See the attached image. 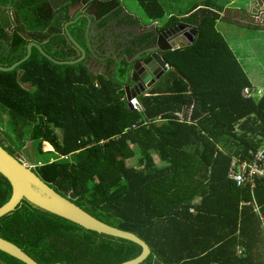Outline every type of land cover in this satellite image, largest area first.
Segmentation results:
<instances>
[{
	"label": "trees",
	"instance_id": "1",
	"mask_svg": "<svg viewBox=\"0 0 264 264\" xmlns=\"http://www.w3.org/2000/svg\"><path fill=\"white\" fill-rule=\"evenodd\" d=\"M139 1L150 19L163 17L156 0ZM4 6L15 21L0 17L1 66L23 59L37 38L47 54L69 60L46 42L52 29L36 26V0H0L5 15ZM216 24L206 16L192 45L165 52L166 79L139 97L143 111L128 107L114 77L94 74L85 62L55 64L36 48L0 72V145L13 155L29 141L38 154L54 153L33 171L92 217L143 239L151 254L142 264H264L255 259L263 255L255 256L264 243V178L251 187L229 176L234 160L264 154V91L252 88ZM55 31L62 49L63 26ZM191 107L190 121L174 116ZM46 143L54 151H44ZM10 197L0 174V208ZM0 237L41 264H120L142 252L26 202L0 219ZM0 264L26 263L0 250Z\"/></svg>",
	"mask_w": 264,
	"mask_h": 264
},
{
	"label": "flooded vegetation",
	"instance_id": "2",
	"mask_svg": "<svg viewBox=\"0 0 264 264\" xmlns=\"http://www.w3.org/2000/svg\"><path fill=\"white\" fill-rule=\"evenodd\" d=\"M36 2L41 15V19L36 20V26L52 29L46 42L51 45L54 52L59 49L60 52L68 53L66 55L69 60L81 57L83 52L73 45L72 38L85 51L86 58L82 62L87 63L94 74L114 77L122 90L126 85L130 87L135 85L132 77L145 79L144 61L155 51V35L171 28L152 26L151 21L144 20L128 7L127 0H36ZM2 10L5 11V15L0 13V17L7 15L11 21H15L10 6H4ZM71 21L74 22L68 26V35L65 25ZM61 25L64 29L61 33L63 39L60 40L64 45L62 49L56 45L58 33L55 31ZM11 28L14 31L17 24L11 22L9 30ZM177 31L179 30L176 29ZM47 32L45 30L42 34H48ZM101 40L104 42L100 43ZM33 41L42 44L38 38ZM72 50L73 55L69 54ZM95 70L97 72H94ZM167 71L154 86L165 81ZM139 85L145 87L146 83L140 81Z\"/></svg>",
	"mask_w": 264,
	"mask_h": 264
},
{
	"label": "water",
	"instance_id": "3",
	"mask_svg": "<svg viewBox=\"0 0 264 264\" xmlns=\"http://www.w3.org/2000/svg\"><path fill=\"white\" fill-rule=\"evenodd\" d=\"M248 5L250 9H253L251 11V15H254L253 18L258 16L260 13H264V0H249ZM73 22L74 21L66 23L65 29L67 34L68 26ZM176 29L179 31L176 32ZM197 34V28L179 24L177 27L162 30L159 34L155 35V51L144 61L145 79L142 80V77H132L135 85L133 87L126 85L124 89L128 106L132 111L136 107L141 110V105L138 100L139 96L146 93L148 88L153 87L156 81H158L164 72L168 70V63L163 56L164 52L192 45L195 42ZM71 40L73 45L80 48L83 52V55L75 60L62 61L55 59L47 54L40 44L31 40L27 46L26 53H24L23 59L15 62L11 66L0 65V72H8L16 69L31 57L33 48L38 49L44 57L58 65H74L81 63L86 58L85 51L78 46L72 38ZM98 40L100 39L98 38ZM103 42L104 40L100 41V43ZM128 71H130V69H128ZM140 81L146 83V86L141 87L139 85ZM147 83L149 86H147ZM0 174L9 182L11 186V197L9 201L0 208V219L14 212L22 202H26L42 212L60 217L82 227L87 231L97 232L99 234L119 239H125L142 247V252L138 257L120 264H142L151 254L149 245L135 233L119 228L117 229L92 217L80 207L76 206L69 198L61 196L54 188L39 178L33 171V168L25 164V158L20 153L12 155L1 145ZM0 250L7 252L26 264H41L26 253L21 247L1 237ZM52 264L64 263L55 262Z\"/></svg>",
	"mask_w": 264,
	"mask_h": 264
},
{
	"label": "crops",
	"instance_id": "4",
	"mask_svg": "<svg viewBox=\"0 0 264 264\" xmlns=\"http://www.w3.org/2000/svg\"><path fill=\"white\" fill-rule=\"evenodd\" d=\"M156 1L160 4L162 8L163 17L153 20L150 19L147 15H145V13H144V17L142 16L144 20L146 19L151 21V24L154 27L157 26L158 28H162L166 26V28H168L174 25L184 24V25H188L189 27H194L198 29V24L206 16L209 17L216 16L217 27H218V21L221 19L227 20L233 23L234 25H236L237 27H239L240 28L239 33L235 34V37L233 38H225L220 31L219 33L226 40L229 47L233 51L234 55L238 59L240 65L242 66L243 70L245 71L247 77L251 82L252 88L258 90L259 92L264 91V72H263L264 69L261 67L259 60L253 51L251 43L249 44L250 38L244 34L245 30L250 32L256 29V31H258L259 33L253 35L255 37L251 36V40H254L258 36H260L262 32H264V21L257 22V20H254L255 18V17L253 18L254 15L253 14L251 15V11L253 9H250L248 5L249 0H228V2L226 1L221 8L217 7L216 4H213L212 0H205L203 4H197L190 9L181 7L180 8L181 11H180L177 10L178 8H172L171 10H168L169 12L166 11L164 4L160 2L167 0H156ZM137 2L140 4L139 0H137ZM189 2H192V0H189ZM164 17L166 18L164 19ZM173 19L176 20L177 22L176 24L171 25L170 23L174 22ZM154 22H156L155 25L153 24ZM236 35H238L239 37H236ZM169 68L170 67L168 65V70ZM162 83L159 86H154V88L162 86ZM152 88L153 87L148 88L146 93L143 94V96L149 95L148 92L152 90ZM138 100L140 103V98H138ZM140 105H141V110H139L138 108H134L133 111L137 109L139 111H143V106L141 103ZM145 124H147V122H145ZM133 127L135 128L136 125H133ZM49 150H53V149H49Z\"/></svg>",
	"mask_w": 264,
	"mask_h": 264
},
{
	"label": "rangeland",
	"instance_id": "5",
	"mask_svg": "<svg viewBox=\"0 0 264 264\" xmlns=\"http://www.w3.org/2000/svg\"><path fill=\"white\" fill-rule=\"evenodd\" d=\"M226 1L228 2V0H212L213 4H216V6L220 7V8L225 4ZM160 2L164 4L166 11L169 12L168 10H171L172 8H178L177 10H180L181 7L190 9L197 4H203L205 2V0H192V2H189V0H167V1H160ZM127 4L131 10H133L138 15L144 17V12H143L142 8L140 7V4L137 2V0H127ZM173 11H174V9H173ZM165 18L166 17H164V19ZM162 28H164V27H162ZM216 28H217L218 32L220 31L225 38H233V37H235V34L239 33V31H240L239 27H237L233 23H231L227 20H223V19L218 21V27L216 26ZM10 30L13 31L12 28ZM257 33H259V32L256 31V29H254L250 32L247 30L244 31V34L250 38L249 44L251 43V46L253 48L255 55L258 58L261 67L264 69V32H262L261 35L258 36L257 38H255L254 40H251V36L255 37L253 35H255ZM236 37H239V36L236 35ZM94 72H97V71L95 70ZM263 72H264V70H263ZM3 119L4 118H2V116H1L2 124H3ZM1 120H0V127H1ZM3 127H4V125H3ZM5 131H8V127L5 129ZM49 149H53V148L49 144L46 143L44 151L48 152V151H50ZM19 153L25 158V164L28 166H33V167H34V163H38L39 161H45L48 158L55 156L54 153H48V154L45 153L43 155L38 154L37 152H35L32 142H29V141L26 142V145L24 146L22 151ZM152 157H153L156 165H158V166L162 165V162L159 161V158L156 154H153ZM138 159H139V155L130 159L128 161V163L130 165H135L137 163ZM262 236L264 238V227L262 228ZM258 252L263 253V255H262V257H255V259H260V260L263 259L264 258V243H263L262 247H259L256 250L255 256H257Z\"/></svg>",
	"mask_w": 264,
	"mask_h": 264
},
{
	"label": "built area",
	"instance_id": "6",
	"mask_svg": "<svg viewBox=\"0 0 264 264\" xmlns=\"http://www.w3.org/2000/svg\"><path fill=\"white\" fill-rule=\"evenodd\" d=\"M254 20H257V22H263L264 13H260L254 18ZM153 24L155 25L156 22ZM242 94L244 97H249V89L245 88ZM191 113L192 107L189 110H182L181 112L174 113V116L179 120L187 119L190 121ZM232 165L233 167H231L229 170V176L236 182L238 186H245L247 182H250L251 187H254L255 178H264V154L262 152L254 155L251 162L234 160ZM30 167L33 168V166Z\"/></svg>",
	"mask_w": 264,
	"mask_h": 264
},
{
	"label": "clouds",
	"instance_id": "7",
	"mask_svg": "<svg viewBox=\"0 0 264 264\" xmlns=\"http://www.w3.org/2000/svg\"><path fill=\"white\" fill-rule=\"evenodd\" d=\"M53 151H54V149H53Z\"/></svg>",
	"mask_w": 264,
	"mask_h": 264
}]
</instances>
